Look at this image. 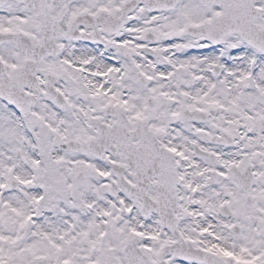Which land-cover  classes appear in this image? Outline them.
<instances>
[{"label": "snow or ice", "instance_id": "6c2138e0", "mask_svg": "<svg viewBox=\"0 0 264 264\" xmlns=\"http://www.w3.org/2000/svg\"><path fill=\"white\" fill-rule=\"evenodd\" d=\"M0 264H264V0H0Z\"/></svg>", "mask_w": 264, "mask_h": 264}]
</instances>
